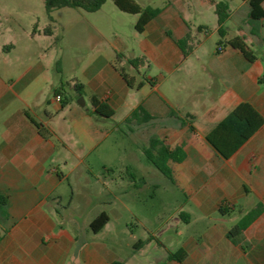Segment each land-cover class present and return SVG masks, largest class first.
<instances>
[{
	"label": "crops",
	"instance_id": "crops-1",
	"mask_svg": "<svg viewBox=\"0 0 264 264\" xmlns=\"http://www.w3.org/2000/svg\"><path fill=\"white\" fill-rule=\"evenodd\" d=\"M137 1L149 4V0ZM157 1L149 5L161 10L141 32L145 39L139 52L140 58L148 62V70L160 73L142 75L137 69L141 78H130L132 86L121 72L128 74L116 62L123 42L118 36L111 41L106 28L94 25V34L110 50L96 51L89 63L87 82L81 83L83 89L88 88L90 101L96 96L109 104L114 114L129 88L141 82L137 88L149 84L152 91L159 90L164 82L171 81L177 64L186 56L176 44L188 33L192 38V29L179 12L184 0ZM227 3L224 34L201 62L202 84L196 89L194 104L186 105L182 112L181 101L173 102L163 94V101L146 97L126 108L125 117L138 104L153 116L141 124L129 123L134 132L150 130L149 137L155 135L170 147L181 146L185 152L181 162H170V181L182 189V230L176 233L182 236L179 247L183 253L176 260L167 259V250L165 255L152 257L150 264H264V124L227 157L205 138L242 102L250 103L264 117V18H249L248 0ZM262 5L264 8V1ZM215 18L214 29L218 32L216 13ZM198 30L208 37L207 26L201 25ZM111 31L117 35L114 29ZM235 37L255 47L253 50L248 46L255 55L253 60L228 43ZM27 83L12 92L13 85L3 83L4 91L0 92V194L7 198L6 216L0 215V264H129L135 251L149 242L127 238V252L121 253L119 235L113 231V220L119 222L121 213L113 208V219L91 193L81 195L64 188L72 173L65 169L76 159L78 165L84 160L55 134L48 109L39 97L24 91ZM91 118H105L93 115L92 103L89 111L71 120L83 130L89 128ZM35 123L45 130L40 131ZM77 145L79 149L84 147L80 142ZM83 174L86 176L83 172L79 175ZM66 200L67 207L75 209L76 214H63L62 202ZM258 203L262 205L258 214L237 235L228 237V230ZM93 208L97 210L92 212ZM103 211L109 220L94 232L90 223ZM179 225L177 219L175 226ZM136 263L141 264L139 259Z\"/></svg>",
	"mask_w": 264,
	"mask_h": 264
},
{
	"label": "rangeland",
	"instance_id": "rangeland-1",
	"mask_svg": "<svg viewBox=\"0 0 264 264\" xmlns=\"http://www.w3.org/2000/svg\"><path fill=\"white\" fill-rule=\"evenodd\" d=\"M159 1L161 4L163 0ZM148 2L150 5L158 3L157 0ZM179 12L191 27L192 38L186 46L189 52L177 64L171 81L164 82L156 91H152L149 84L143 89L134 85L112 117L91 118L89 128L82 130L71 119L89 111L91 101L88 88L79 93L74 81L87 82L93 55L99 48L110 50L94 34V25L106 28L111 41L118 36L123 42L116 62L128 78L140 79L137 69L142 75L160 73L157 69L149 71L148 62L140 58L139 49L145 34L134 28V15L120 10L113 0H106L94 12L73 7L49 11L44 0H0V92L4 91L3 83L12 84V92L27 81L24 91L33 98L39 97L42 106L48 109L55 134L84 160L78 165L76 159L65 169L72 173L64 188L81 195L91 193L113 219V208L123 217L119 222L113 220V231L120 241V246L112 245L113 248L126 253L127 238L149 242L135 251V258L129 264H138L136 259L141 264H150L152 257L165 255L167 250L174 252L182 242V236L176 233L182 230V189L145 157L142 147L147 144L150 130L142 128L134 132L133 126L124 122L129 110L126 108L142 98L163 101L164 94L173 102L181 101L182 112L186 105L194 104L196 89L202 84L201 62L208 51L215 48L220 34L214 29L212 0H184ZM201 25L209 28L207 38L198 30ZM111 29L117 35H113ZM248 46L255 50L251 44ZM56 94L61 96L60 102L55 101ZM78 142L83 144V149H79ZM82 172L86 176L79 175ZM67 205V200L62 202L63 214H76L75 209ZM96 210L93 208L92 212ZM177 219L178 227L175 226ZM124 228L125 234L122 233ZM131 249L135 248L131 246Z\"/></svg>",
	"mask_w": 264,
	"mask_h": 264
},
{
	"label": "trees",
	"instance_id": "trees-1",
	"mask_svg": "<svg viewBox=\"0 0 264 264\" xmlns=\"http://www.w3.org/2000/svg\"><path fill=\"white\" fill-rule=\"evenodd\" d=\"M49 11L60 7L82 8L88 12H94L106 0H44ZM264 0H248L249 12L248 16L251 20H259L264 18ZM114 4L122 11L131 13L135 16L134 28L138 32H142L146 24L154 18L159 12V7H152L149 4L142 5L137 0H113ZM228 0H219L214 4L217 21L219 24L218 33L220 36L224 34L222 23L228 17ZM191 40L190 34L176 40V44L181 48L184 55H187ZM220 42V41H219ZM228 43L238 48L244 56L253 60L254 53L249 49L247 44L241 37L230 39ZM191 50V49H190ZM122 76L126 82L132 86L133 82L123 72ZM141 82L137 87L141 86ZM74 88L81 93L83 84L79 81H74ZM93 106V115L110 117L114 114V109L104 101L99 100L96 96L91 98ZM153 118L142 104L134 107L125 117L124 122L141 124ZM41 130H45L43 125L35 123ZM264 124V117L248 102L238 104L230 111L222 120H220L205 136L206 140L224 157L232 154L245 140H247L258 128ZM142 151L147 160L152 163L163 175L169 180H173V171L170 162H181L185 157V152L181 146L170 147L164 143L159 137L152 135L148 139L147 145L142 147ZM7 198L0 194V215L6 216L5 205ZM262 205H258L247 214H245L236 224H234L227 232L228 237L237 235L242 228L246 226L260 211ZM109 220L106 212H101L90 223L91 229L94 232L99 231ZM143 242L140 241V244ZM183 253V248L179 247L176 251H169L167 259H178ZM112 264H120L113 262ZM156 264H166L165 261H159Z\"/></svg>",
	"mask_w": 264,
	"mask_h": 264
},
{
	"label": "built area",
	"instance_id": "built-area-1",
	"mask_svg": "<svg viewBox=\"0 0 264 264\" xmlns=\"http://www.w3.org/2000/svg\"><path fill=\"white\" fill-rule=\"evenodd\" d=\"M217 49H218V50H221V49H222V46H221V45H218ZM55 100H57V101H61V100H62V99H61V96H60L59 94H56V95H55Z\"/></svg>",
	"mask_w": 264,
	"mask_h": 264
},
{
	"label": "water",
	"instance_id": "water-1",
	"mask_svg": "<svg viewBox=\"0 0 264 264\" xmlns=\"http://www.w3.org/2000/svg\"><path fill=\"white\" fill-rule=\"evenodd\" d=\"M83 104V103H82Z\"/></svg>",
	"mask_w": 264,
	"mask_h": 264
}]
</instances>
